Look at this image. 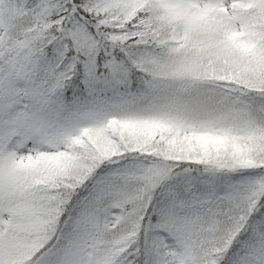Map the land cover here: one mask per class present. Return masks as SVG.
<instances>
[{
    "label": "snow or ice",
    "instance_id": "snow-or-ice-1",
    "mask_svg": "<svg viewBox=\"0 0 264 264\" xmlns=\"http://www.w3.org/2000/svg\"><path fill=\"white\" fill-rule=\"evenodd\" d=\"M0 264H264V0H0Z\"/></svg>",
    "mask_w": 264,
    "mask_h": 264
}]
</instances>
